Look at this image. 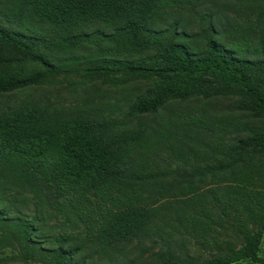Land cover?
I'll return each mask as SVG.
<instances>
[{"label":"trees","instance_id":"16d2710c","mask_svg":"<svg viewBox=\"0 0 264 264\" xmlns=\"http://www.w3.org/2000/svg\"><path fill=\"white\" fill-rule=\"evenodd\" d=\"M200 1L0 0V205L11 203L7 192L12 201L45 197L87 229L55 234L44 264H94L104 253L114 264L135 240L152 239L163 241L166 264H264V45L254 47L255 59L212 33L196 54L180 45L176 23L164 22ZM71 76L93 86L75 108L47 109L22 95ZM107 88L130 99L85 108ZM210 97L229 99L239 114L181 124L183 137L193 131L208 146L192 143L189 168H148L125 146L128 120ZM6 211L4 238L13 231ZM34 223L14 224L26 252ZM194 246L215 255L183 252Z\"/></svg>","mask_w":264,"mask_h":264},{"label":"rangeland","instance_id":"374dc122","mask_svg":"<svg viewBox=\"0 0 264 264\" xmlns=\"http://www.w3.org/2000/svg\"><path fill=\"white\" fill-rule=\"evenodd\" d=\"M5 9L0 7V13ZM264 0H202L199 3L187 5L184 8L173 11L164 22V28L169 25H177L176 41L191 52L196 54L202 50L206 44L205 36L212 33L213 38L230 48L236 47L246 53L241 56L255 59L260 55L254 51V47L261 48L264 45ZM2 14V13H1ZM5 15H9L5 13ZM18 18V17H17ZM4 20V17H2ZM9 16L8 22H11ZM11 24V23H10ZM17 23H14L15 25ZM74 85L76 89L69 88L68 84ZM83 80L77 77L61 78L58 84L43 86L33 90H27L22 95L32 98V102L46 106L47 109L55 108L58 104H65L75 108L84 103L85 94L93 86L82 87ZM85 93L83 94V89ZM146 85L142 87V91ZM72 91H71V90ZM78 93V94H75ZM94 97L91 101L87 100L85 108L91 109L107 104L123 105L130 97L126 92L112 88L104 89L100 92H93ZM91 95V96H93ZM98 97L100 101H98ZM39 105V106H40ZM239 114L231 106L229 99L192 100L182 104L174 102L155 115L143 118L128 120L122 131L128 133L125 146L135 147L138 156L132 153L133 157H141L148 168H165L176 171L177 169L189 168L193 164V155H190V148L193 144L197 148L204 144V138L198 137L195 132L190 131L183 137L180 129L181 124L186 128L192 126L193 120L203 115L209 117H223L228 113ZM246 116V115H244ZM187 121L190 123L187 125ZM141 134V138L133 140L135 135ZM192 134V135H191ZM194 137L195 140L191 138ZM230 138L232 136H229ZM202 145L203 149L208 146ZM122 152H112L111 157L116 159L123 156ZM128 160H130L128 158ZM138 161V160H137ZM140 162V161H139ZM13 192H7L4 199H11L7 206L9 219L13 227L7 237L4 236V229L0 225V264H44L42 257L43 250L51 248L53 245L52 237L55 234H74L85 235L83 226L74 227L66 217L58 213L57 210L49 205L47 198H36L27 195L29 198L23 202L12 201ZM3 198H0L2 201ZM35 222L33 227L30 252H26L27 247L22 238V233L18 232V227L14 224ZM10 230V229H9ZM14 230L16 233H14ZM22 235V236H21ZM134 241L128 247L124 255H118L114 264H166L161 257L164 243L160 239L146 240L137 244ZM183 252L190 257L196 258L201 255L203 258L214 256L215 254L208 249L187 247ZM181 254V252H179ZM261 256L264 258V236L261 244ZM94 264H110V255L104 253L94 257ZM238 264H255L249 260Z\"/></svg>","mask_w":264,"mask_h":264}]
</instances>
